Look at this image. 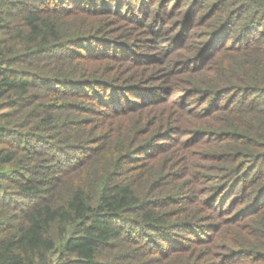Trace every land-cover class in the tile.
<instances>
[{"label":"trees","instance_id":"trees-1","mask_svg":"<svg viewBox=\"0 0 264 264\" xmlns=\"http://www.w3.org/2000/svg\"><path fill=\"white\" fill-rule=\"evenodd\" d=\"M0 264H264V0H0Z\"/></svg>","mask_w":264,"mask_h":264},{"label":"rangeland","instance_id":"rangeland-1","mask_svg":"<svg viewBox=\"0 0 264 264\" xmlns=\"http://www.w3.org/2000/svg\"><path fill=\"white\" fill-rule=\"evenodd\" d=\"M172 20L170 21V19H169L168 21L172 22ZM156 37H159V38L156 39ZM160 37L161 36H158L154 33L151 34L150 32L147 31V32H144L143 34H140V35L137 33L134 34L132 39L130 41H128L127 43L128 44L132 43L130 48H132V49L135 48V54L137 56H140L141 61H143V59H145V58L148 61H150L151 58L158 56L161 53L158 50H156V48L159 46V44H161V41H162V38H160ZM128 67L131 68V72H129L130 74H132V73L133 74L134 73L139 74V73H142L143 71L149 69L146 64L137 63L136 61H134V59H133V61L129 62ZM184 235H187V234L184 233Z\"/></svg>","mask_w":264,"mask_h":264}]
</instances>
